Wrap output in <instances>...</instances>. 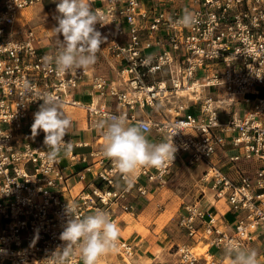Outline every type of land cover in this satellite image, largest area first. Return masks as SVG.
Returning a JSON list of instances; mask_svg holds the SVG:
<instances>
[{
	"label": "built area",
	"instance_id": "built-area-1",
	"mask_svg": "<svg viewBox=\"0 0 264 264\" xmlns=\"http://www.w3.org/2000/svg\"><path fill=\"white\" fill-rule=\"evenodd\" d=\"M46 1L0 0V264H54L53 253L65 243L67 205L80 216L102 209L114 220L116 211H133L132 202L162 187L182 163L205 166L200 181L234 218L227 231L216 217L205 220L186 208L178 226L190 240L203 237L224 250L229 241L246 247L264 235V0H185L178 6L92 0L103 38L96 56L112 61L115 79L93 65L57 75L46 64L61 39L52 40L37 15H20ZM185 10L195 14V25L177 23ZM83 85L92 96L88 103L75 98ZM48 94L71 123L66 107L84 113L99 137L97 122L112 115L145 123L149 140L172 141L174 158L128 180L98 149L86 166L67 172L61 156L48 158L43 131L31 133ZM64 140L72 144L66 155L73 161V147L83 143L69 133ZM72 175L84 186L65 198ZM132 248L118 240L123 264H131ZM179 255L181 264L199 257L188 248ZM68 264H82L75 246Z\"/></svg>",
	"mask_w": 264,
	"mask_h": 264
},
{
	"label": "clouds",
	"instance_id": "clouds-1",
	"mask_svg": "<svg viewBox=\"0 0 264 264\" xmlns=\"http://www.w3.org/2000/svg\"><path fill=\"white\" fill-rule=\"evenodd\" d=\"M58 15L55 17L58 26L54 31L59 37L60 46L54 56L46 57V64L57 75L71 74L73 70L94 65L96 53L103 43L96 24L101 23L97 10L92 8V0H58ZM198 22L191 11L185 10L177 23L191 27ZM39 110L34 113L31 125L32 136L43 131L44 144L49 148L50 160L59 158L62 151L70 150L72 144L65 141L71 121L60 109L58 101L48 94L43 98ZM97 128L103 136V155L110 159L118 172L130 180L143 167H157L167 158H174L175 146L168 142L153 143L146 133L150 130L143 122L129 124L126 116L112 115L97 122ZM68 217L60 239L64 246L54 253V264H68L69 258L78 249L82 264H98L100 258L118 246L119 230L109 214L97 209L92 214H76L75 205L66 206ZM224 254L232 264H259L258 252L229 241L224 246Z\"/></svg>",
	"mask_w": 264,
	"mask_h": 264
},
{
	"label": "crops",
	"instance_id": "crops-1",
	"mask_svg": "<svg viewBox=\"0 0 264 264\" xmlns=\"http://www.w3.org/2000/svg\"><path fill=\"white\" fill-rule=\"evenodd\" d=\"M58 1H46L43 7L36 9H28L30 16L45 19L46 32L50 33L58 25L55 19L56 4ZM97 4V3H94ZM27 11V10H26ZM56 25V26H55ZM52 34V33H50ZM106 62L110 70L109 79H115L116 73L113 69V63L107 57L99 56L96 63L93 65V71L100 73L98 68L102 62ZM75 98L82 103H88L92 96L88 94L86 85L81 86L75 92ZM66 114L71 117V127L68 133L73 142L83 143L82 146H74L72 155L75 157L70 161L71 157L66 154L61 156V163L66 171L73 173L86 166L92 160L91 154L100 147H96L95 140L99 137V133L92 131L89 128L88 119L84 113L79 112L75 108H66ZM153 143L154 140H150ZM64 152V151H62ZM236 150H231L230 153H235ZM83 159V160H82ZM200 168L201 173L205 169L202 164L187 166L185 163L177 165L173 170L182 168ZM226 170V168L224 169ZM172 171V172H173ZM200 173V176H201ZM178 175H175L177 177ZM82 184V188L77 190V187ZM67 191L64 193L65 198L75 196L83 189L84 183L77 181L76 175H72L67 181ZM161 187H154L145 198H137L132 202L133 211L122 213L120 210L116 211L114 222L119 230V239L125 240L133 248V254L130 259L131 264H181L179 251L181 248H188L194 250L198 246H206L203 254H198V261L196 264H232V260L224 254V250L218 249L213 245H209L207 239L198 237L190 240L184 231L178 226V220L181 216L185 215L186 208L193 209L200 214H204L205 220L208 216L216 217L223 226V229L230 231L233 225V216L228 212V208L221 202H214L211 194V201L205 200L206 196L203 195L198 200H191L189 203H184L182 206V213L177 214L175 217L170 218L167 214V209L164 204H161L157 199L158 189ZM209 189V186H207ZM210 190V189H209ZM204 193V192H203ZM231 217V220L229 219ZM200 230L202 227L199 228ZM190 247V248H189ZM245 248L255 249L258 252L259 264H264V235H257ZM123 264V258L120 253L114 249L108 254L102 256L98 264Z\"/></svg>",
	"mask_w": 264,
	"mask_h": 264
},
{
	"label": "rangeland",
	"instance_id": "rangeland-1",
	"mask_svg": "<svg viewBox=\"0 0 264 264\" xmlns=\"http://www.w3.org/2000/svg\"><path fill=\"white\" fill-rule=\"evenodd\" d=\"M165 1H169V0H165ZM170 1H172L170 3L171 6H178V5H182L185 0H170ZM97 5H99V3ZM21 12H22L20 13L21 17L30 16L29 10L27 11L25 10ZM55 15L57 16L58 13L56 12ZM42 22L44 23L45 19H43ZM50 33L53 34L51 39L54 41L58 39L62 40L63 38L62 35L58 37L55 31H52ZM99 62H102L101 66H99L98 68L99 72H101V74L105 75L106 77H110L109 72L111 69L107 66L106 62L102 61V59H99ZM66 108L69 109L70 107H66ZM103 143L104 140L102 138L95 140L96 147H100ZM63 154H65V151L61 152L60 155ZM200 171H201L200 168H195V167L194 168L184 167L181 170L177 169L175 170V172L173 171L170 173L169 179L161 188L158 189L156 196L158 198L157 200L161 204L165 205L167 209V214L170 218H173L177 214L182 213V206L184 203H189L191 202V200L192 201L198 200L203 195L206 196L205 200L208 201L212 200L211 199L212 191L207 189V186L200 181V173H201ZM175 175L178 176L175 177ZM81 188H82V184L77 187V190H80ZM229 219L231 220V217ZM205 247L206 246H202V245L198 246L197 248L194 249V252L196 254H203L205 251L203 249Z\"/></svg>",
	"mask_w": 264,
	"mask_h": 264
},
{
	"label": "bare ground",
	"instance_id": "bare-ground-1",
	"mask_svg": "<svg viewBox=\"0 0 264 264\" xmlns=\"http://www.w3.org/2000/svg\"><path fill=\"white\" fill-rule=\"evenodd\" d=\"M22 13V12H21ZM211 191V190H210ZM212 198H213V201H214V197H213V193H212ZM215 202V201H214ZM190 248V247H189ZM193 249V248H192Z\"/></svg>",
	"mask_w": 264,
	"mask_h": 264
}]
</instances>
